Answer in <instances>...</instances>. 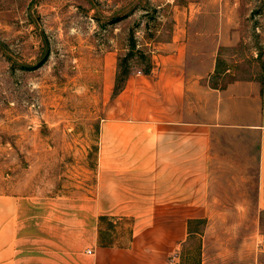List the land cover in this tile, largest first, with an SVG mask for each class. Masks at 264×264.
<instances>
[{
  "label": "rangeland",
  "instance_id": "1",
  "mask_svg": "<svg viewBox=\"0 0 264 264\" xmlns=\"http://www.w3.org/2000/svg\"><path fill=\"white\" fill-rule=\"evenodd\" d=\"M175 38L200 73L217 58L212 87L264 80V0H0V196L91 195L103 120L133 112L117 102L119 59L134 54L125 86L147 88ZM232 148L237 162L214 155L206 208L222 213L195 222L209 246L202 261L194 236L187 264H264L256 150ZM110 233L126 244L129 225Z\"/></svg>",
  "mask_w": 264,
  "mask_h": 264
},
{
  "label": "crops",
  "instance_id": "2",
  "mask_svg": "<svg viewBox=\"0 0 264 264\" xmlns=\"http://www.w3.org/2000/svg\"><path fill=\"white\" fill-rule=\"evenodd\" d=\"M177 40L159 55L157 80L117 94L133 112L103 120L91 195L68 197L63 208L60 197L44 208L28 195L0 196V264H187L194 236L203 261L209 244L194 224L222 213L206 208L214 155L237 162L239 139L256 150L264 215V80L212 87L217 58L200 73ZM125 222L122 244L110 232Z\"/></svg>",
  "mask_w": 264,
  "mask_h": 264
},
{
  "label": "trees",
  "instance_id": "3",
  "mask_svg": "<svg viewBox=\"0 0 264 264\" xmlns=\"http://www.w3.org/2000/svg\"><path fill=\"white\" fill-rule=\"evenodd\" d=\"M142 56L143 55H139ZM134 57V54L130 53V55L125 56L123 59H119V71H118V76L116 78V85H115V92L118 94L121 92L125 85L127 80L129 79V76L131 74L130 67H129V60ZM144 58V57H143ZM151 72V66L148 65L145 75H149Z\"/></svg>",
  "mask_w": 264,
  "mask_h": 264
}]
</instances>
